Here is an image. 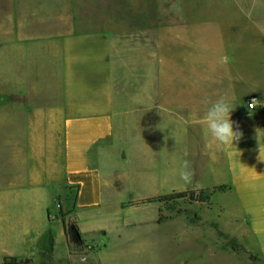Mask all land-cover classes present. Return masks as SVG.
<instances>
[{
    "label": "crops",
    "instance_id": "obj_1",
    "mask_svg": "<svg viewBox=\"0 0 264 264\" xmlns=\"http://www.w3.org/2000/svg\"><path fill=\"white\" fill-rule=\"evenodd\" d=\"M24 18L38 20L39 15L5 12L0 16L3 264H34L35 259L105 264L102 249L107 244L103 238L85 239L91 233L111 235L112 264H264V156L260 155L264 139L252 140L243 132L233 146L239 156L218 144L209 149L204 128L203 133L190 132L207 105L184 102L178 96V128L183 125L187 132L178 134L177 161L176 156L165 154L167 106L161 103L160 93L128 94L127 102L136 103L117 106L111 102L110 106L104 104L107 99L98 93L101 84L96 82L89 97L100 95L96 109L78 103L87 96L81 87L71 88L77 83L69 81L64 82L62 98L45 97L30 104L25 112L18 111L19 119L11 112L8 115L7 70L33 68L39 60L36 33L7 28L8 20ZM48 18L69 17L49 14ZM64 31L53 35L64 36ZM85 31L96 37L112 35ZM118 99L111 93L108 101ZM20 117H25L23 123ZM9 129L13 138L7 137ZM192 146L201 147L205 157L199 160V152L191 153ZM180 149L187 150V160L180 159ZM184 161L196 174L189 185L179 177ZM210 174L219 176L215 185L205 183ZM196 183L202 185L205 200L147 201L193 190ZM63 214L75 220L85 244L94 246L95 252L72 253ZM181 249L189 250L191 260L184 255L178 263Z\"/></svg>",
    "mask_w": 264,
    "mask_h": 264
},
{
    "label": "rangeland",
    "instance_id": "obj_2",
    "mask_svg": "<svg viewBox=\"0 0 264 264\" xmlns=\"http://www.w3.org/2000/svg\"><path fill=\"white\" fill-rule=\"evenodd\" d=\"M5 12L39 15L38 20H8L7 28L33 30L40 49L35 67L7 70L8 115L11 112L19 119L18 111L25 112L30 104L45 97L62 98L64 82L69 81L77 83L71 88L81 87L87 96L78 103L94 109L101 105L100 95L89 98L96 82L101 84L98 93L107 99L104 104L110 106L111 102L117 106L134 103L127 102L128 94L160 93L161 103L167 106L165 154L176 156L177 161L178 134L187 132L183 125L178 128V96L184 102L207 105L206 112L218 98H234V125L252 140L264 139V0H6V6L0 0V16ZM49 14L69 18L50 19ZM62 30L67 34L53 35ZM82 30L112 35L96 37ZM16 80H21L19 85ZM111 93L119 99L108 101ZM252 95L259 97V105L250 110L246 101ZM203 118L190 132L203 133ZM24 119L20 117L22 123ZM7 137L13 138L11 129ZM193 147L191 153L199 152V160L205 157L201 147ZM179 151L180 159L187 160V150ZM192 157L194 161L196 156ZM195 178L196 174L192 182ZM218 179L217 174H210L205 183L215 185ZM88 238H103L107 244L102 249L104 262L112 264L111 235L91 233ZM189 250H178V263L184 255L191 260ZM95 251L84 243L72 253L86 256ZM34 264L53 262L35 259Z\"/></svg>",
    "mask_w": 264,
    "mask_h": 264
},
{
    "label": "clouds",
    "instance_id": "obj_3",
    "mask_svg": "<svg viewBox=\"0 0 264 264\" xmlns=\"http://www.w3.org/2000/svg\"><path fill=\"white\" fill-rule=\"evenodd\" d=\"M227 58L223 57L222 62H226ZM234 98L220 97L212 102L210 108L204 115L201 123L205 128V137L208 142L206 147L212 149L215 145H221L225 150H230L231 155L239 156L240 153L235 151L234 145L242 138L243 132L239 130L237 125L234 128V121L231 119V113L235 107L232 100ZM257 106V100L253 99L249 104L250 110L255 109ZM210 138V139H208ZM260 155L264 156V150H261ZM193 171L190 169L188 161H184L182 169L179 172L180 179L185 185L192 184ZM193 191H199L202 185L196 183L192 185Z\"/></svg>",
    "mask_w": 264,
    "mask_h": 264
},
{
    "label": "trees",
    "instance_id": "obj_4",
    "mask_svg": "<svg viewBox=\"0 0 264 264\" xmlns=\"http://www.w3.org/2000/svg\"><path fill=\"white\" fill-rule=\"evenodd\" d=\"M206 196H204V190H199L198 192L193 190H186V191L174 192L168 195L160 196L158 198H148L147 201H151L154 199L170 200L177 197L186 198L189 199L190 201H195V200H205V198H207ZM63 219L65 222L66 234L68 237V245L71 251H73V248L78 247L79 245H83L85 242L81 237L79 226L77 225L75 220L67 219L66 214H63ZM5 261H7V258ZM10 261L13 263H17L16 258H11Z\"/></svg>",
    "mask_w": 264,
    "mask_h": 264
},
{
    "label": "built area",
    "instance_id": "obj_5",
    "mask_svg": "<svg viewBox=\"0 0 264 264\" xmlns=\"http://www.w3.org/2000/svg\"><path fill=\"white\" fill-rule=\"evenodd\" d=\"M253 99H256V100H257V106L259 105V97L256 96V95H252V96H250V97L247 99V101H246L247 106H248V104H249ZM257 106H256V107H257Z\"/></svg>",
    "mask_w": 264,
    "mask_h": 264
}]
</instances>
